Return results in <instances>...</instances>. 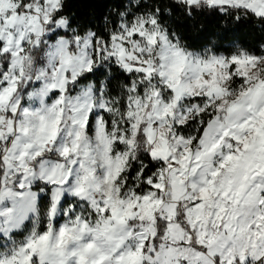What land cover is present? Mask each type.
I'll list each match as a JSON object with an SVG mask.
<instances>
[{
  "label": "rangeland",
  "instance_id": "374dc122",
  "mask_svg": "<svg viewBox=\"0 0 264 264\" xmlns=\"http://www.w3.org/2000/svg\"><path fill=\"white\" fill-rule=\"evenodd\" d=\"M205 1L264 15V0ZM59 3L0 0V52L9 55L0 74V264H264V55L188 50L152 14H122L107 41L90 31L49 41L65 26L52 20ZM105 59L147 83L142 93L132 86L117 137L126 147L115 155L104 87L67 92L68 81ZM190 119L205 121L198 138L176 132ZM140 131L163 162L151 190L121 192L118 176ZM158 217L166 230L155 244Z\"/></svg>",
  "mask_w": 264,
  "mask_h": 264
},
{
  "label": "trees",
  "instance_id": "16d2710c",
  "mask_svg": "<svg viewBox=\"0 0 264 264\" xmlns=\"http://www.w3.org/2000/svg\"><path fill=\"white\" fill-rule=\"evenodd\" d=\"M127 19L135 15L152 14L158 25L166 32L168 38L177 39L181 46L194 51L209 50L213 54L230 56L242 50L252 55H264V15H257L241 5L210 4L205 0H60L53 11L52 20L64 19L63 28L53 29L47 40L55 41L58 37L83 36L90 31L94 39L107 41L117 29L121 15ZM1 48V42H0ZM7 52H0V74L8 64ZM135 72H127L111 59H105L90 70L80 72L73 80L67 82L69 95H76L82 85L92 83L94 89L104 87L110 109L102 111L105 132L111 138V155L123 150L126 145L117 140L122 128V114L127 109L132 86L136 85L142 93L146 82H140ZM235 84V83H234ZM231 83L229 86H233ZM198 97L193 98V100ZM93 113L89 115L87 130L91 129ZM205 125L204 119L177 125L176 132L183 135L199 137ZM138 141L132 156L128 159L118 180L122 181L121 192L131 188L135 194H143L153 187L148 178L155 180L154 175L162 164L161 159L153 157L144 146L142 132L136 136ZM4 145L0 141V191L4 186L6 164L2 158ZM47 154V153H46ZM45 153L40 158L47 156ZM35 183L32 187L39 186ZM47 194L40 196L38 211L41 220L38 230H43L42 215L48 209L50 199ZM69 198L63 199L66 204ZM29 224L12 236L19 240L25 236ZM166 230V221L160 217L156 220V233L152 240L157 244ZM218 261V258H216ZM33 264H40L35 258Z\"/></svg>",
  "mask_w": 264,
  "mask_h": 264
},
{
  "label": "built area",
  "instance_id": "2783aa9c",
  "mask_svg": "<svg viewBox=\"0 0 264 264\" xmlns=\"http://www.w3.org/2000/svg\"><path fill=\"white\" fill-rule=\"evenodd\" d=\"M20 54L21 53H19V55ZM58 59L59 58H57L56 61H59ZM127 64H128V66H130L133 69H139V68H141L143 66V64H142L141 61H134V60H128ZM57 67H58V65L55 66L54 71L57 70ZM66 169L67 170H70L71 169V165L70 164H67L66 165ZM196 224L199 225V222H196ZM245 264H257V262L256 261H253V262H248V263H245Z\"/></svg>",
  "mask_w": 264,
  "mask_h": 264
}]
</instances>
